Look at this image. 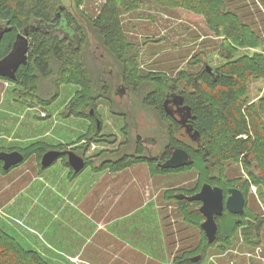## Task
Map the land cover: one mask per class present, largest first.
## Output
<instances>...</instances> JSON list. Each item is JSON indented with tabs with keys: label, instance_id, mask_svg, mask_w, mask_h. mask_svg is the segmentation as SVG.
Segmentation results:
<instances>
[{
	"label": "rangeland",
	"instance_id": "374dc122",
	"mask_svg": "<svg viewBox=\"0 0 264 264\" xmlns=\"http://www.w3.org/2000/svg\"><path fill=\"white\" fill-rule=\"evenodd\" d=\"M220 1L219 9L230 15L223 23L233 25L228 27L230 37L223 34V27H217L216 33L201 13L180 4L138 0L131 10L120 9V27L132 47L123 50L130 61L119 64L92 25L107 0H51L53 9L62 6L81 29L76 40L81 38L80 57L92 87H108L106 99H99L96 109L101 134L115 135L117 143L92 144L82 155L81 147L92 125L67 114L69 103L85 92L74 74L58 84L57 75L43 79L33 92L0 78V152H28L39 144L50 149L62 145L88 158L100 151H114L126 141L121 151L132 153L137 134L155 137L158 145L153 153L159 151L172 127L156 110L143 105L146 87L136 88L133 83L162 77L163 95L173 85L176 91H185V77L197 74L204 61L217 68L226 63L224 46L236 49L235 59L264 58V0ZM244 87L246 106H257L264 97V76H250ZM55 91L58 98L49 102ZM126 125L125 135L122 129ZM183 141L190 144L189 139ZM242 157L210 158L206 163L212 166L209 172L197 156L187 170H170L163 175L152 173L147 163L120 170L119 177L114 173L120 171L112 169L95 177L87 168L70 186L68 181L74 177L61 160L44 171L37 156L31 154L7 172L0 167V234L48 264H188V257L192 262L199 255L202 260L198 264H264V185L255 183L261 182L262 163L247 167L245 155ZM93 177L105 185L91 194L84 215L63 195L83 196L94 185ZM212 177L219 182L213 184ZM204 183L225 190L237 188L246 195L240 225L237 227L239 223L229 216L223 217L219 221L221 239L210 246H205L199 227L204 220L195 216V206L182 208L172 198L178 193L193 195ZM89 214L92 223L85 218ZM122 216L123 220L107 226L108 221ZM98 222H103L101 227ZM96 231H100L98 236L81 251L86 235ZM123 239L140 255L122 251Z\"/></svg>",
	"mask_w": 264,
	"mask_h": 264
},
{
	"label": "trees",
	"instance_id": "16d2710c",
	"mask_svg": "<svg viewBox=\"0 0 264 264\" xmlns=\"http://www.w3.org/2000/svg\"><path fill=\"white\" fill-rule=\"evenodd\" d=\"M50 1L0 0V20L3 23H7L8 27L11 28L9 32L3 34L0 40V59L10 52L16 34L23 33L25 29H27L28 38L32 43L27 53V61L17 69L15 80L9 81L4 78L2 79L33 92L37 83L43 79L57 75L56 83L58 84L59 81L64 80L66 75L70 73L74 74L78 82L85 86V92L69 103L67 114L75 118L84 119L92 125L91 131L85 138L84 145L81 147L82 155H85V152L92 144L113 146L117 143L116 136L113 134H101L100 128L97 127V123L91 117V111L98 116L96 109L97 101L99 99H106L108 87L106 85H101L100 89L92 87L93 85L88 78L80 57L81 38L76 40V36L80 35L81 29L75 25L74 19L64 9L65 31L60 30L59 27L54 28V30L49 29V27H41L36 30L30 29L31 25H35V27L39 24L46 26L56 25V12L59 6L53 9ZM156 1L164 2L167 5L180 4L189 10L199 12L206 18L209 25L215 27L216 33L217 27H223V34L226 37H230L231 35V30L228 27H233V25L223 23V20L230 17V15L219 9L220 0ZM137 2L138 0H107L98 18L92 24L99 38L103 40L104 47L113 55L119 64L127 63L128 58L127 56L124 57L123 50L132 47L127 42L120 27L118 18L119 10L129 11L136 6ZM30 20L32 21L28 23ZM60 32H63L65 35L61 37L59 35ZM224 47L225 52H227L225 54L226 63L219 68L212 67L217 72L215 76L204 70L205 66L208 65L204 61L205 63L203 62V66L197 74L185 77L187 90L181 91L182 99L184 104L190 109L191 116L193 117L192 126L200 135L202 148L200 151L195 152L187 147H183L191 153L192 159L195 156L201 157L205 163L204 167L208 172L212 168V166L206 165L210 158L218 161L224 158H241L245 155L244 163L247 167L254 168L256 164L262 163V179H259L261 182L255 183L264 185V97L257 106H246V100L242 99V94L245 90L244 84L247 79L250 76L255 78L264 76V58L262 56H253L235 59L234 53L236 49L231 46V49L229 46ZM129 58L132 60V57ZM161 78L157 77L151 79L149 82L147 80L145 83H133V86L136 88L140 86L146 87L142 99L143 105L156 110L159 117L164 120L166 118L163 111L165 95H163L164 82L162 81L163 78ZM170 88L172 89L170 91L177 89L175 85ZM34 96L38 98V96ZM57 98L58 92L55 91L51 98H49V102H54ZM97 120L100 124L101 119L97 118ZM126 129L127 125L122 130L125 131ZM124 134L126 135V131ZM125 143L122 144L124 145ZM122 144L117 146L114 151L104 150L91 157L84 158V169L90 168L93 172H101L108 169L120 171L136 164L147 163L154 174L163 175L170 171L159 168L155 161L148 159L139 143H136L132 153L121 151ZM66 149L67 147L62 145L50 149L46 145L39 144L35 145L31 151L19 152L22 153L24 160L29 155L35 154L39 167L43 169L40 165V160L45 152L49 150L65 151ZM73 152L75 153V151ZM57 160L63 162V165L68 169L72 178L80 174V172L75 173L69 167L66 155L61 154ZM253 164L255 165L253 166ZM191 166H193V163L188 167L173 171H185ZM0 167L2 170L1 163ZM2 172L5 171L2 170ZM211 180H213V184L219 182V179L216 177H212ZM215 186L220 187L218 185ZM222 191L224 195H227L228 189H222ZM243 195L246 205V195L245 193ZM172 198L175 199L174 194ZM176 203L182 208L191 205L195 206L193 209L194 214H196L195 216L198 218L201 217V222L204 220L203 216L197 210L200 206L199 202L189 203L185 200H176ZM243 215H232L224 210L221 217H216L215 220L218 229L216 239L212 244L221 239L219 221L223 217L229 216L237 224ZM239 225L240 223L237 227ZM256 229H259L258 226H256ZM201 232L206 242L205 246L212 245L207 243L203 231ZM199 256L200 262L202 255ZM186 262L188 264L199 263L191 262L189 257ZM0 264L48 263L40 258L39 255L26 252L8 235L0 234Z\"/></svg>",
	"mask_w": 264,
	"mask_h": 264
},
{
	"label": "water",
	"instance_id": "95a60500",
	"mask_svg": "<svg viewBox=\"0 0 264 264\" xmlns=\"http://www.w3.org/2000/svg\"><path fill=\"white\" fill-rule=\"evenodd\" d=\"M56 25L54 26H46L44 24H39L37 27L35 25H31L30 29L36 30L41 27H49V29L54 30V28L59 27L60 30H66V23L64 17V8L62 6L58 7V11L56 12ZM11 28L8 27L7 23H3L0 20V40L3 34L9 32ZM32 43L28 38V31L25 29L23 33H18L15 36L14 43L10 52L3 58L0 59V78H4L9 81L15 80V74L17 69L24 65L27 61V53L31 48ZM204 70L215 76L216 70L209 65H206ZM167 100L163 102V108L165 112ZM186 109V117L190 116V109L188 107ZM193 118V117H192ZM97 127H99V123L97 122ZM190 139L194 142H198L200 135L197 131H193L192 129L187 131ZM60 153L57 151H47L45 152L40 160V165L43 169L49 168L53 165L54 162L59 158ZM67 163L69 167L75 172H81L85 167L84 158L78 156L72 150L67 151L66 153ZM24 160L22 153L19 151H11V152H0V162L2 163V170L7 172L11 168L21 164ZM193 163L192 156L184 149L176 148L173 150L169 159H167L163 163H158V167L164 170H178L184 167H188ZM228 197L224 199V193L220 187L211 186L210 184L204 183L201 186L199 192L193 195H185L183 193H178L174 197L176 200H185L189 203L191 202H199L200 207L198 208V212L203 216L204 221L200 224V228L204 233V236L207 240L208 244H212L217 235V223L215 218L221 217L224 210L229 212L232 215H243L245 209V198L243 193L237 188L228 189ZM200 260V256L192 259V262H198Z\"/></svg>",
	"mask_w": 264,
	"mask_h": 264
},
{
	"label": "flooded vegetation",
	"instance_id": "af4514ba",
	"mask_svg": "<svg viewBox=\"0 0 264 264\" xmlns=\"http://www.w3.org/2000/svg\"><path fill=\"white\" fill-rule=\"evenodd\" d=\"M165 100H167L166 109L168 113H166L165 109L163 108L164 114L166 115V118L163 121L166 122L170 127H172V129L168 130L167 132L168 138H167L166 143L162 145L159 151H156V153H153V149H155L158 145V141L156 140V138L153 136H142V135L139 136V134L135 135V143H139L140 146L143 148L145 154H147L148 159L155 161L156 164L163 163L167 159H169L173 150H175L176 148L186 150L184 147H187L188 149L194 150L195 152L200 151V149L202 148L200 138L198 142H194L190 139L189 135L187 134L188 130L192 129V132L195 130L193 129V126H192L193 118L191 116V113L189 117H186L187 112H186V109L184 108L188 106H186L183 102L182 92L176 91V90L169 91L165 95L164 101ZM91 115H92L91 116L92 120L95 123L97 122L99 123V121L97 120V118H100L99 113L97 116L93 114V112L91 111ZM101 123L99 124L100 130H102ZM183 139H189L190 144L186 145ZM124 142L126 141H123L122 143ZM53 151L59 152L60 155L61 154L66 155L67 151L69 150H65V151L53 150ZM189 154L191 155V153ZM1 166H2V163H1ZM227 197H228V192H227V195H224V199H226Z\"/></svg>",
	"mask_w": 264,
	"mask_h": 264
},
{
	"label": "crops",
	"instance_id": "0c3cea01",
	"mask_svg": "<svg viewBox=\"0 0 264 264\" xmlns=\"http://www.w3.org/2000/svg\"><path fill=\"white\" fill-rule=\"evenodd\" d=\"M65 170H67L68 171V169L67 168H64ZM87 169V168H86ZM44 171H46L47 170V168L46 169H43ZM85 169H83L82 170V172L84 171ZM109 170V169H108ZM107 170H104V171H101V172H94L93 173V176H102L103 174H105V173H108V172H106ZM82 172H80V174H82ZM121 173H123V171H120V172H116V173H114V174H116V176L117 177H119V175L121 174ZM80 174L77 176V177H75L73 180H71V181H68V183H69V185L70 186H73L74 184V182L75 181H77L78 180V177L80 176ZM104 176V175H103ZM102 176V177H103ZM110 176H113V175H110ZM95 177H93V179H91V180H93L94 182H93V186L91 187V186H89L88 188H87V190H86V194H84L83 196H77L76 198H74V197H72V196H70V197H68V195H63V198L65 199V201L67 202V203H69V204H71L72 206H77L78 207V209L79 210H81V211H83V213H84V215H85V211H84V207H85V205H86V207L87 208H89L88 207V199L90 198V196H91V194H93V193H96L97 191H99V188H100V186L101 185H105V183H103V182H105V181H99V180H94V178ZM152 183V182H151ZM107 189H109L108 187H107ZM105 191L106 190H103V192L105 193ZM85 192V191H84ZM83 192V193H84ZM81 194H82V192H81ZM99 202V201H98ZM98 207V206H97ZM96 207V208H97ZM90 212V211H89ZM91 213V212H90ZM91 214H89L88 216H85V218L89 221V220H91L92 219V217L90 216ZM103 216H105V215H103ZM108 216V215H107ZM106 217V216H105ZM125 217H119V218H113V219H111L110 221H108L107 222V226L108 225H114V224H116L117 222H119L120 220H123ZM95 221H96V219H95ZM90 223H92V220H91V222ZM96 223H97V221H96ZM98 223H101L99 226L101 227L102 226V224H103V222H98ZM95 224V223H94ZM109 227H111V226H109ZM103 229H104V226H103ZM101 231H105V230H101ZM99 232L100 231H96V232H94V233H96L95 235H86V241H84V244L81 246V251H84L86 248H88L89 246H90V244H91V241L93 240V239H95L97 236H98V234H99ZM106 232V231H105ZM105 235H107V234H105ZM164 238V237H163ZM77 239H79L78 237H77ZM81 239V238H80ZM125 242V240L123 239L122 241H120V244L122 245L121 246V250L122 251H131V255H133V253L137 256V255H140V251H138V250H136V249H134V248H132L130 245V242H128L127 240H126V244L124 243Z\"/></svg>",
	"mask_w": 264,
	"mask_h": 264
}]
</instances>
